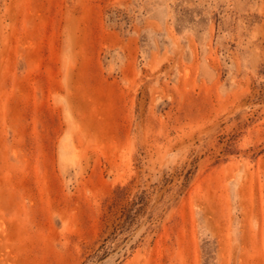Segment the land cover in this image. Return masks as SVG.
<instances>
[{
	"label": "rangeland",
	"instance_id": "obj_1",
	"mask_svg": "<svg viewBox=\"0 0 264 264\" xmlns=\"http://www.w3.org/2000/svg\"><path fill=\"white\" fill-rule=\"evenodd\" d=\"M0 264H264V0H0Z\"/></svg>",
	"mask_w": 264,
	"mask_h": 264
}]
</instances>
